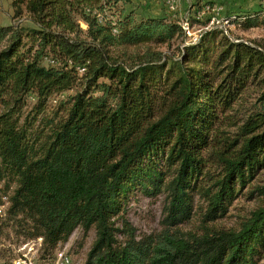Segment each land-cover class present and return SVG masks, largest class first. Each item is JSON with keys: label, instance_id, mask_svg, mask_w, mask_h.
I'll return each mask as SVG.
<instances>
[{"label": "trees", "instance_id": "1", "mask_svg": "<svg viewBox=\"0 0 264 264\" xmlns=\"http://www.w3.org/2000/svg\"><path fill=\"white\" fill-rule=\"evenodd\" d=\"M128 3L17 0L0 25V238H40L41 264L76 229L79 248L95 233L83 264H259L264 46L208 31L177 57L121 54L184 38L177 22L137 18ZM23 15L29 25L15 23ZM227 22L264 27V12ZM249 88L258 97L235 118ZM135 191L164 196L160 231L136 234ZM241 196L260 206L237 230L212 227ZM197 214V229L183 230Z\"/></svg>", "mask_w": 264, "mask_h": 264}, {"label": "rangeland", "instance_id": "2", "mask_svg": "<svg viewBox=\"0 0 264 264\" xmlns=\"http://www.w3.org/2000/svg\"><path fill=\"white\" fill-rule=\"evenodd\" d=\"M17 0H0V25H8L13 21L14 8L12 4ZM129 3L125 6L126 11H133L137 18L143 17H166L174 22H177L184 32V40L176 39L169 45L162 46H142L138 48L129 49H118V53H126L128 55L136 54L141 52L147 47L154 51L162 52L168 56H178V48L181 46H186L189 44H194L199 41L200 37L208 31H219L220 36H225L228 40L232 42H241L248 45H259L264 46V27H256L251 29H242L238 24H229L227 22L228 18L231 17H244L248 14L260 11L264 9V4L262 0H205L213 1L214 6L212 8L204 9L199 14H195L197 6L188 15H184L185 10L181 13H175L173 15H168L164 12L163 4L158 1L153 0H128ZM176 1V0H173ZM173 6V7H172ZM175 5H171V9ZM167 8V7H166ZM220 9L216 11V9ZM264 12V11H263ZM26 16L23 15L21 18H16L15 23L20 25H29L26 22ZM191 20H196L197 23L190 24ZM187 23V28L185 27ZM120 54V55H121ZM258 97V90L254 88H249L243 94L242 105L238 108L239 113L235 118H239L243 115L244 111L251 108ZM58 100V98H55ZM50 102V101H49ZM55 100H51V104L54 105ZM33 101H28V107L33 105ZM50 105V104H49ZM30 108H27L24 112L26 114ZM240 115V116H239ZM234 118V119H235ZM229 132H235V129H228ZM259 178L264 179V171L261 172ZM259 182V180H257ZM261 183V182H260ZM2 182L0 183V187ZM197 202V201H196ZM0 205H6V198L1 199ZM164 206V196L160 195L156 198L150 199L145 198L139 192H133L128 201L126 218L130 222L133 228L136 230L138 237L142 235H148L160 231V221L162 219V208ZM260 206L259 199L247 200L245 197H239L233 202L229 208L227 214L211 224L212 227L216 229L225 230H237L241 223L250 216ZM2 208H0L1 213ZM198 216L195 215L194 218L182 227L186 231H195L198 227ZM118 226V224H116ZM82 236V231L76 229L69 240L58 245L54 252V259L50 264H62L57 260L55 256L58 252H64L69 259L68 264H83L87 252L89 251L91 244L95 238L94 231H90L83 241L81 248L77 247V243L80 242ZM35 240V239H32ZM28 244V240L23 238H17L13 234H9L8 237L5 235L0 238V264H10L14 256L13 249L19 243ZM42 240L40 239V247ZM36 252V244H28V253ZM12 264H20V259H13ZM28 264H41L39 260H28ZM65 264V263H63ZM259 264H264V254L262 255V260Z\"/></svg>", "mask_w": 264, "mask_h": 264}, {"label": "built area", "instance_id": "3", "mask_svg": "<svg viewBox=\"0 0 264 264\" xmlns=\"http://www.w3.org/2000/svg\"><path fill=\"white\" fill-rule=\"evenodd\" d=\"M158 1L159 3L163 4L165 7L171 9V5H175L176 1L173 0H153ZM264 2V0H262ZM207 9V8H206ZM220 9H216V11H219ZM264 11V9H263ZM187 28V23L184 24ZM7 205H0V208H2L0 213V224L4 220L5 217V210L7 208ZM28 244H36V252L35 253H28ZM28 244H21V242L14 247L13 253L14 256L13 259H20V264H28V260H39V254L41 251L40 247V238H36L35 240H28ZM57 260H59L60 263H69V259L67 258L66 254L64 252H58L56 255ZM12 260L11 263L12 264Z\"/></svg>", "mask_w": 264, "mask_h": 264}, {"label": "crops", "instance_id": "4", "mask_svg": "<svg viewBox=\"0 0 264 264\" xmlns=\"http://www.w3.org/2000/svg\"><path fill=\"white\" fill-rule=\"evenodd\" d=\"M196 2V0H176V4L174 6L173 9H169L164 7L163 10L165 13H167L168 15H173L175 13H181L183 10H185L184 15H188L189 13L192 12V10L195 9V7H192V5H194ZM208 1L202 0V3H205ZM212 3H214L213 1H210Z\"/></svg>", "mask_w": 264, "mask_h": 264}, {"label": "bare ground", "instance_id": "5", "mask_svg": "<svg viewBox=\"0 0 264 264\" xmlns=\"http://www.w3.org/2000/svg\"><path fill=\"white\" fill-rule=\"evenodd\" d=\"M262 3L264 4V2L262 1ZM173 7V6H172Z\"/></svg>", "mask_w": 264, "mask_h": 264}]
</instances>
